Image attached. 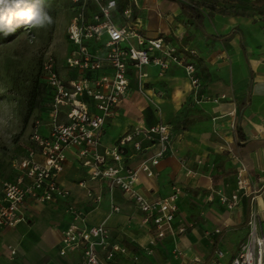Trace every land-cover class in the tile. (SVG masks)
Listing matches in <instances>:
<instances>
[{"label": "crops", "instance_id": "obj_1", "mask_svg": "<svg viewBox=\"0 0 264 264\" xmlns=\"http://www.w3.org/2000/svg\"><path fill=\"white\" fill-rule=\"evenodd\" d=\"M178 1L193 4L192 0H136L132 19L146 38H162L184 64L194 65L198 87L192 86L183 66L174 63L164 71L153 64L129 69L128 91L115 115L104 123L100 150L115 145L139 121L146 126L167 125L171 133L168 150L153 168L152 177L139 175L135 189L154 201L177 187L174 228L183 221L185 231L150 245L153 227L144 223L132 200L119 188L90 180L71 148L58 177L69 197L51 203L26 198L21 206L23 220L0 228V264H78L80 251L58 253L61 233L73 221L70 205L85 211L86 225H105L112 240L128 248V254L116 257L114 264H229L246 239L252 195L264 228V41H254L240 25H227L220 34L212 32L205 12L195 6L203 15L201 28L182 14ZM217 42L225 45L218 52ZM215 57H225L219 71L212 65ZM201 61L205 69L199 66ZM62 62L64 72L58 67L59 73L74 77L75 72ZM216 78L225 85L212 86ZM216 98L217 103L212 101ZM144 147L136 154L128 145L129 158L124 163L135 166L157 148ZM242 167L249 196L240 192L236 206L228 209L219 198L236 192ZM14 176L12 167L6 180ZM88 190L100 195L99 203H93ZM219 251L222 258L216 256ZM194 257L200 263L191 262Z\"/></svg>", "mask_w": 264, "mask_h": 264}, {"label": "built area", "instance_id": "obj_2", "mask_svg": "<svg viewBox=\"0 0 264 264\" xmlns=\"http://www.w3.org/2000/svg\"><path fill=\"white\" fill-rule=\"evenodd\" d=\"M73 15L66 28L70 47L64 66L75 76L64 78L52 53L42 57L40 69L50 93L48 109L33 121L30 144L13 164L15 176L1 183L0 228L14 227L23 220L21 206L26 198L36 203H51L69 197L70 193L58 181L63 172L66 152L75 149L79 163L87 169L90 180L106 183L109 189L119 188L143 214L144 223L153 227L154 245L166 235L183 233V221L174 228L179 189L162 199L149 201L135 189L140 174L152 177L154 169L170 144V128L165 124L146 126L139 121L115 145L100 150V137L105 121L115 115L119 102L129 87V69L153 64L161 71L170 63L183 66L193 87L199 82L193 64H184L175 48L162 38H146L139 23L132 19L131 7L136 0H68ZM122 2L124 8L119 10ZM155 53H158L155 55ZM105 71V72H103ZM221 96L220 99H223ZM219 99H212L217 103ZM145 144L156 145L152 156L135 166H128V145L134 153L142 152ZM245 169H239L236 192L219 200L232 209L239 201L240 192L249 196ZM93 203L100 195L87 191ZM255 196L250 197L251 209L247 220V236L229 264H264V228L253 208ZM72 223L62 231L59 255L80 251L78 264H114L116 257L128 254L125 245L114 242L105 225L85 223V211L69 206ZM118 212V207H112ZM216 233L219 230L215 231ZM15 255L14 249H10ZM217 258L223 253L217 252ZM136 260V257H132ZM200 263L197 257L191 259ZM206 264H214L209 262Z\"/></svg>", "mask_w": 264, "mask_h": 264}, {"label": "rangeland", "instance_id": "obj_3", "mask_svg": "<svg viewBox=\"0 0 264 264\" xmlns=\"http://www.w3.org/2000/svg\"><path fill=\"white\" fill-rule=\"evenodd\" d=\"M206 14L212 32L220 34L227 25H240L254 41H264V0H192ZM50 17L44 26L22 24L15 31H0V189L15 161L30 144L32 124L45 103L47 85L39 74L45 53H52L63 74L62 61L69 43L66 28L73 15L68 0H41ZM259 43V42H258ZM217 52L221 42L215 44ZM215 57L212 65L219 71ZM199 62V66L205 69ZM264 62V61H262ZM212 86H224L217 78Z\"/></svg>", "mask_w": 264, "mask_h": 264}, {"label": "clouds", "instance_id": "obj_4", "mask_svg": "<svg viewBox=\"0 0 264 264\" xmlns=\"http://www.w3.org/2000/svg\"><path fill=\"white\" fill-rule=\"evenodd\" d=\"M49 22L41 0H0V31L5 34L22 24L42 27Z\"/></svg>", "mask_w": 264, "mask_h": 264}, {"label": "trees", "instance_id": "obj_5", "mask_svg": "<svg viewBox=\"0 0 264 264\" xmlns=\"http://www.w3.org/2000/svg\"><path fill=\"white\" fill-rule=\"evenodd\" d=\"M179 6L181 8V12L182 14L187 17L189 20H191L193 23L197 24L199 27H201V21L203 18L202 13L195 7V5L190 4V3H186L183 1H178ZM124 8V4H122V2H120L118 4V9L121 10ZM202 28V27H201ZM42 60V59H41ZM41 60L39 63V74L42 77V73H41V69H40V64H41ZM49 101H50V93L48 88L46 89L45 92V103L44 106L41 107L40 112L45 113L48 109V105H49ZM38 116V115H37ZM36 116V117H37Z\"/></svg>", "mask_w": 264, "mask_h": 264}]
</instances>
